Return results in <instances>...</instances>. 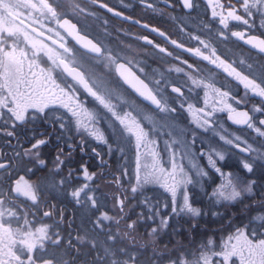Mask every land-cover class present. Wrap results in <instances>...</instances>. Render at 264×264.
I'll use <instances>...</instances> for the list:
<instances>
[{
	"label": "rangeland",
	"instance_id": "1",
	"mask_svg": "<svg viewBox=\"0 0 264 264\" xmlns=\"http://www.w3.org/2000/svg\"><path fill=\"white\" fill-rule=\"evenodd\" d=\"M77 34L85 37L83 46H75ZM124 63L148 76L165 104L160 111L122 86L117 74ZM67 64L77 78L67 75ZM6 103L25 104L8 109ZM28 103L89 108L83 127L76 125L82 118L56 121L55 112L49 118L68 138L67 148L91 143L100 162L68 168L65 185L60 166L73 156L53 158L47 179H36L37 187H46L27 192L75 202L81 231L74 243L82 241L97 264L115 262L116 238L130 236L135 215L144 230L149 226L141 234L155 240L184 226L183 219L196 228L204 205L218 217L217 203L240 206L248 224L225 233L230 219L219 241L212 233L201 256L181 264H229L242 254L264 264V138L257 127L264 103V0H0V118L32 112ZM239 103H251V130L227 121L226 107ZM203 108L207 119L199 121ZM237 142L253 155L237 151ZM43 147L40 141L24 146L21 156L44 163ZM32 174L21 182H32ZM126 205L136 214L123 226L118 212ZM38 256L42 264L70 263L56 248Z\"/></svg>",
	"mask_w": 264,
	"mask_h": 264
},
{
	"label": "flooded vegetation",
	"instance_id": "2",
	"mask_svg": "<svg viewBox=\"0 0 264 264\" xmlns=\"http://www.w3.org/2000/svg\"><path fill=\"white\" fill-rule=\"evenodd\" d=\"M67 38L70 40L69 37ZM139 74L150 84L145 73L139 71ZM150 86L154 90L151 84ZM158 97L159 103L164 104L162 98L159 95ZM24 104L15 103L12 108L23 109ZM250 104L245 107L249 108ZM225 105L228 104H223ZM240 105H242L241 109H244L245 103L230 106L231 108L227 106L226 109L239 108ZM6 106L12 109L8 103ZM31 106L32 112L27 111L23 116L15 117L10 112L12 117L0 118V163H4V166L0 167V264H42L44 257H39L38 254L52 248L59 249L65 259H71V264H94V261L90 262L91 256H83L82 241L80 244L74 243V239L79 238L81 231L78 225L79 218L76 215L78 208L73 209L75 202L65 195L43 198L41 195L36 197L35 193L34 197H29L27 192L28 189L35 191V188L46 187V185L37 187L36 179H43L44 176L43 180L47 179L46 173L53 166V158L60 159L61 155L65 154L73 156L70 159L71 164L65 163L60 166L61 173L65 174L63 177L65 185H68L69 180L68 168H75L85 161H89L90 166H97L100 162L94 154L97 152L96 146L85 148L74 145L67 148L63 142L68 138L58 133L55 127L57 124L49 118L50 113L53 112L56 114L54 115L56 121L61 119L76 121L82 118L84 122L76 125L83 127L86 121H90L87 113L89 108L84 103L57 105L53 103L47 106H43L42 103H28V108ZM262 108L263 112L260 116H264V103ZM206 112H208L206 108L199 111V121H206ZM257 127L263 129L264 136V127L260 121ZM4 129L7 130L6 133ZM76 139L78 138H73L74 141H77ZM37 141L44 145L40 151L44 160L41 164L36 159L29 161L21 156L22 147L33 145ZM26 162L32 163L33 166H27ZM31 173H33L30 176L32 182H21ZM65 185L55 188H65ZM49 190L51 195L54 194V189ZM42 194L47 196L49 192L42 191Z\"/></svg>",
	"mask_w": 264,
	"mask_h": 264
},
{
	"label": "trees",
	"instance_id": "3",
	"mask_svg": "<svg viewBox=\"0 0 264 264\" xmlns=\"http://www.w3.org/2000/svg\"><path fill=\"white\" fill-rule=\"evenodd\" d=\"M140 16L143 17L141 14ZM116 184L114 182V189L117 187ZM210 204H213V202H210ZM208 205H204L203 208L211 211V209L207 208ZM207 210H204V212L208 213ZM217 212H219V217L212 216L210 215L212 212H209L207 214L209 217L199 220L194 229L192 228L194 224L192 219H183V224L185 223V225L175 229L173 234L169 233L154 240L150 237L148 239V237L141 234L142 231L148 232V228L146 230L142 228L145 227V224L135 215V210L130 213L127 207L124 206L118 212L120 214L119 216L122 217L120 224L126 226L128 220H125V216L128 219L133 215L136 217V224L129 229L131 230L130 233L132 236L129 238H132L133 241V244H131L132 258L130 253L127 255L126 248H128V240L126 241V237H122L123 240L117 237L116 247L120 250L119 253L122 252L123 255L116 254L114 256L116 258L115 264H128V259L130 258L133 264H181L182 260L189 261L188 258L190 256L192 257V255L196 258L200 257L202 252L205 251L204 249L207 248L212 233H214L213 240L219 241L221 238L219 231L224 229L223 226L230 219L233 220L232 225L228 227L225 233H229L236 226H242L245 223L248 224V218L245 217V212L238 205H217ZM225 226L227 227V225ZM188 246H191L192 250H188ZM121 258H125L126 261L121 262Z\"/></svg>",
	"mask_w": 264,
	"mask_h": 264
},
{
	"label": "water",
	"instance_id": "4",
	"mask_svg": "<svg viewBox=\"0 0 264 264\" xmlns=\"http://www.w3.org/2000/svg\"><path fill=\"white\" fill-rule=\"evenodd\" d=\"M78 39L79 36H77ZM124 70H120V75L123 77V80L127 85H129L136 94H138L140 97L144 98L145 100L149 102H154L156 100V97L151 92V90L146 88L144 83L140 80V78L136 75L135 72L129 69L128 66L124 65ZM154 105L155 107L158 106V103H149Z\"/></svg>",
	"mask_w": 264,
	"mask_h": 264
}]
</instances>
